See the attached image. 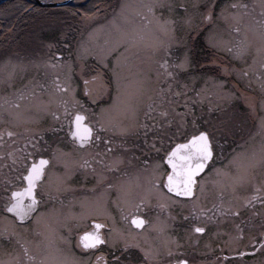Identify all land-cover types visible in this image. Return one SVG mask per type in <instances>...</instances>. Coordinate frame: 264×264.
I'll return each instance as SVG.
<instances>
[{
	"label": "rangeland",
	"instance_id": "1",
	"mask_svg": "<svg viewBox=\"0 0 264 264\" xmlns=\"http://www.w3.org/2000/svg\"><path fill=\"white\" fill-rule=\"evenodd\" d=\"M77 3L83 4L82 10L73 11V5L69 8L57 4H40L45 9L33 14L30 7L27 11L22 9L20 0H0V170L3 169L0 179L9 178L6 182L10 188L20 181L19 177L25 171L26 166L20 162L21 155L31 149L35 150V156L39 152L46 156L54 149L41 184L42 190L44 188L52 195L78 189L81 184L92 188L100 180L96 174L88 177L81 170L78 174L74 173L72 167L78 169V164L86 156L89 157L87 166L81 168L89 171L91 163L95 167V160L90 157L96 152H92V145L79 148L73 138L67 135L69 121L65 118L66 107L71 115L75 111L82 112L86 117L85 122L93 127L99 126V133L108 135L110 143H114L118 149L121 146L118 141L141 131L143 117L148 122L145 128L149 129L147 133H153L151 129L154 128V120H160L157 123H161V126L155 132L162 133L165 138L168 132L174 133L178 138L182 134H190L201 127L207 129L213 125L215 129L212 132L215 135L239 134L232 120L242 118L243 121L247 116L254 119L256 115L252 108H247L250 115L248 114L239 101L241 98L247 107L246 100L252 105L258 103L257 119L260 121L257 128H252L251 131L255 136L243 147V150L251 154L255 152L258 160L259 150L264 145V127H261L264 120V68L261 67L264 56L257 53L256 42L248 45L247 50L240 55L236 54L234 45L240 44L245 33V24L251 25L254 22L253 17L257 21L260 19V0H112L109 5L105 0L102 3L100 0L90 3L87 0H76L74 4ZM161 3L170 5L171 11L168 7H159ZM181 4L185 7H179ZM211 4L213 19L202 21V13ZM231 4H246L248 7L231 8ZM121 5L126 6L123 12ZM149 6H154L152 12L148 11ZM222 8L226 9L227 19L218 18ZM18 9L23 12L16 18ZM233 13L241 14L239 23L232 19ZM186 17L192 18L190 27L184 23ZM164 19L176 22V34L185 42L174 45L168 55L161 44V41L167 42L166 37L157 23ZM35 21L39 26L31 34L30 29ZM14 24H18V31L11 39L10 28ZM3 27L9 28L4 30ZM235 27H239L241 31H233ZM70 31L72 35L68 36L70 39L67 38V42L73 50L69 57H49L48 60L45 57L46 52L41 49L43 42L37 45L40 38L47 37L50 45H53L57 42L51 40H60ZM124 33L135 34L138 47L130 46ZM209 34H213L216 41L227 42V47L223 44L219 48L211 47L207 40ZM248 36L251 39L252 33L248 32ZM185 45L192 55V65L187 69L177 68L175 65L179 64ZM228 48L232 50L229 51ZM210 59H214L215 64H210ZM168 72L173 75L168 76ZM245 72L246 76L242 74ZM205 75L214 76V80L205 84ZM93 76L98 78L93 81ZM85 80L89 81L87 89ZM216 81L222 83L217 84ZM66 85L71 91L57 90L58 86L65 88ZM197 92L201 96L198 97ZM228 93L234 95L228 96ZM185 95H188L189 101H193L194 96L200 98L203 112L198 108L189 111L183 106L175 115L174 107L180 106ZM63 101H67V104ZM210 103L213 105L211 108ZM245 123L248 125V121ZM223 127L226 131L222 130ZM9 131L16 135L9 137ZM33 142L37 146L32 147ZM237 145L226 144V152L222 149L221 154L227 155V159L218 155L210 165L211 169L200 175L199 180L204 181L203 191L197 187L194 198L175 196L163 190L154 191L148 185L150 180L147 176L138 182L135 181V176L139 175L133 173V180L128 183L129 191L135 189L132 193L134 200L130 202V206L129 201L120 199V190L115 197L108 200L106 193L95 192L89 196H79L69 206L64 207L65 213L55 204L43 202L37 212L28 217L26 222L20 223L6 211V203H0V260L9 261L19 255L21 264H24L21 245H25L29 248L30 255L35 254L38 259L47 258L49 264L52 261L89 264L96 253L78 251L74 247L73 234L79 232L90 215L108 217L111 230L106 233L107 240L112 247H120L125 243L132 246L130 257H134L135 250L142 252V249L148 248L158 252L166 251V248L175 244L174 239L171 240L167 233L168 222L172 218L178 217L181 221L182 216L191 210L195 211L194 214L200 213L201 209L206 210L207 206L219 203L220 200L224 204L228 202L226 200H231L232 205L236 206L234 202L244 197L246 192L239 193L238 189L244 188L245 183H234V179L243 173L244 168H247L251 177L254 175L256 185L264 189V163L258 161L254 167H248L249 159L246 167L229 169L231 160L243 165L238 157L241 148ZM115 147L111 146V150ZM76 150L81 152L77 153ZM9 153L12 155L9 156ZM79 154L85 158L80 157L77 164L74 156ZM149 161L152 163L150 158ZM160 169L156 171L158 178L162 177L163 170L166 172L165 167L161 166ZM132 181L142 187L137 185L132 188ZM88 188L82 187V194L90 193L91 188ZM262 189H257L258 193L264 194ZM1 194L2 192L0 196ZM154 196H158L161 205H166L160 206L159 213L162 215H156L153 221L154 227L160 228L162 234L159 240L154 231L145 228L136 230L122 220V215L129 208L134 207L140 200L146 205L152 203ZM183 221L181 233L177 236L185 244L188 228L184 226L186 220ZM165 238L168 240L164 242Z\"/></svg>",
	"mask_w": 264,
	"mask_h": 264
},
{
	"label": "flooded vegetation",
	"instance_id": "2",
	"mask_svg": "<svg viewBox=\"0 0 264 264\" xmlns=\"http://www.w3.org/2000/svg\"><path fill=\"white\" fill-rule=\"evenodd\" d=\"M20 1L21 4H23L22 9H25L27 11V9L30 7L29 10H32L31 13L33 14H38V10L45 9V6L40 5L34 0ZM111 2L112 0H105V3H108V5ZM80 8L81 5H76L72 10L78 11L80 10ZM22 9L16 12V14L18 13L16 18H19L20 14H22ZM33 25L34 26H32L30 29L31 34H34L36 26H39L37 24V21H35ZM8 28L9 27H3L4 30ZM10 29H12L11 39H13L15 37L14 34H17L18 24L12 25ZM20 29L21 27L19 28V30ZM71 32L72 31H70V33H66V36L64 35L60 38V40H51L57 42L53 43V45H50L51 42L49 41V39L43 36L40 38V41L37 43V45L43 42L44 45L41 49H44V52H46L45 57H48V60L49 57L67 58L71 54L70 51L73 50L67 42V38L70 39L68 36L72 35ZM35 47L36 45H34V48ZM257 104L258 103H256V107L252 109L256 113L254 119H251L250 117L248 118L247 116V118H244L245 120H243L244 123L242 121V118L232 120L234 121L236 130L240 132L239 134L225 133L223 135H215L212 134L213 132H211V135L213 136H211L213 160L210 161L207 169L217 159L218 155L222 159H227V155L221 154L222 149L226 152V144L231 143L233 145H237L238 141L239 142L237 147L241 148L239 150L238 157L241 158L244 167L247 166L246 163L252 157V154L247 150H243V147L250 139L255 136V134H251V131L252 128H257L258 122L260 121L259 119H257ZM180 106L182 108L184 106V108L186 107V109H192L193 101H189L188 97H186L184 98V101L180 103ZM156 107H158V105H156ZM174 110H178V108L174 107ZM245 110L248 111L249 109L245 108ZM248 114L250 115L249 111ZM156 119L154 120L155 123H153L154 128L152 127L151 129L154 131L153 133H147L149 129L145 128L148 122H145L144 119L142 127L143 130L141 129L140 132L132 137L126 136L123 141H118V144L121 145L118 146V149L115 147L114 143H110L111 140L108 135L99 133L101 132L100 130H98L99 126H96L97 128L93 127L94 135L91 143L86 144L83 147L85 148L91 145L94 147V150L92 152H96V154H94L90 158L95 160V167L92 166L91 163L89 171H85V168H81L82 166L86 167L85 161H87L89 157L86 156V159L81 160L78 164L80 157L85 158L84 155L79 154L78 156H74V159H76L78 164V169L74 167L72 168L74 169L75 174H78L81 171L86 172L88 177L89 175L96 174L99 176L100 180L94 187H89L91 189H89L87 185L81 184L78 189H73V191L67 190L65 192L59 193L55 197L49 196L48 191L45 192L44 190H42V187H38V189L36 190V195L39 204H41V200L45 199L48 202L55 204L58 208H61L59 210L64 212V207L69 206L71 204L70 201L74 202L79 196H89L91 194H94L95 192L96 194L104 192L106 193V199L108 200V198L115 197L117 191L120 190V199L129 201L130 206V202L134 200V196L132 193L135 189H131L129 191L128 183L130 180H133V173H137L139 175L135 176V181L138 180L139 182L141 181V178L144 179L145 176H147V178L150 180L148 183L150 189H153L154 191L163 190L164 192L168 193V190L163 187V181L165 180L167 171H170V168L166 164L164 157L166 156L167 152H169L180 141V139H178L176 135L171 132L167 133L166 138L163 137L162 133L157 134L155 131L159 130L161 123H157L160 122V120ZM246 121H248L249 126L247 125V123H245ZM209 130L212 131L213 129L209 127ZM222 130L226 131L224 127L222 128ZM255 131H257V129H255ZM97 136L99 137V139H95V137ZM31 146L34 147L37 146V144H34L33 142ZM111 146L115 148L111 150ZM100 147L101 149H99ZM79 148L81 147L79 146ZM76 152L79 153L81 151L76 150ZM29 153L31 154L32 158L35 159L34 149L24 152V154L21 155L20 160L21 164L24 165V167L26 166L25 156H28ZM149 158L152 160L153 165H151L152 163L149 161ZM11 160L12 158H10V161ZM157 164L159 165L158 169L154 168V166ZM161 166L165 167L166 172L165 170H163L162 177L158 178V174L156 171L159 170ZM234 167H237L236 164L234 166L229 164V169ZM1 171H3V169H1L0 172ZM199 177L200 175L197 176L198 181ZM2 179H0V186L2 187V189L0 190V192H2L0 196V200L2 201H0L1 205L7 202L9 192L11 190H14L17 186H21L22 183H15V185L10 188V185H8L6 182V180H8L9 178L3 179V181H1ZM156 179H159L161 181L160 185H155ZM244 183V188L240 187L238 191L239 193L245 191V196L240 197L234 202V205L236 206L232 205L231 200H226L228 201L226 202V204L222 202L223 200H220L219 203L207 206L206 210L201 209L200 213L194 214L195 211L191 210V212L182 216L183 220H186L184 226L188 228V232L185 236L184 241L185 244L180 242L177 236L181 233L180 228L183 226L184 221H180L179 219H177L178 217L172 218L170 222H168L167 233L169 234L171 240L174 239L175 244L166 248V251L158 252L153 250L154 252H157L158 255L156 256L155 261H149V264H170V262L171 264H175L177 260H187L188 264H252L255 259L259 258L260 254L251 252L250 249L246 247V245L250 244L249 236L259 238V233L264 230L261 228V225L264 224V215H262L264 214V204L261 203V201H264V194L258 193L257 189L262 188L256 185L254 181V175L251 180H248ZM130 185L132 188H136L139 183L132 181ZM139 186L142 187L141 184ZM82 187L88 188L90 193L86 192L82 194ZM262 190L264 191V189ZM169 194L177 196L175 193ZM253 195H255L256 197V199L254 200L252 199ZM146 199H148V197H146ZM245 200H248L249 203L245 204ZM161 204L162 202L158 199V196H154L153 202H149V204L147 205L145 203H141L140 200L138 204H136L132 208H129L128 212L122 215V220L128 222L129 225L133 226L136 230L140 231L145 228L148 231H154L156 235H158L155 236L159 240L162 234L160 233V228L154 227L153 221L155 220L156 215L160 214L159 209ZM258 206L260 207L259 209ZM189 209L190 208L188 207V210ZM133 215L141 216L145 221L144 225H142L140 228H137L135 225H133L131 223V218ZM97 216L106 217V215H96V217H93L92 215L88 216L86 220L87 222H85L83 226H81L79 232H75L73 234L74 247L78 251L82 252L83 249L84 252L91 251L93 253H96L89 264H143V261L145 259L143 252H138L139 250H135L136 254L133 255L134 257H130L129 253L132 250V246H128L127 248H125L124 245L120 247L111 246L106 237V233L111 230L110 221L108 217L103 218ZM93 221H96L97 223L103 225V227L99 231L102 233L103 237L106 238L107 242L102 245H98L95 249H84L79 245V234H82L84 231H91L94 227ZM235 225H239L240 229H242V236L240 235V233H238ZM194 227H204L205 232L196 233L192 230ZM167 240L168 239L165 238L164 242ZM113 242H115L114 239ZM108 243L110 245H108ZM237 251H243L246 253V255L241 257L236 254ZM169 252L171 253V255H169ZM97 257H100V259L98 260ZM114 257L118 258V262L114 261Z\"/></svg>",
	"mask_w": 264,
	"mask_h": 264
},
{
	"label": "snow or ice",
	"instance_id": "3",
	"mask_svg": "<svg viewBox=\"0 0 264 264\" xmlns=\"http://www.w3.org/2000/svg\"><path fill=\"white\" fill-rule=\"evenodd\" d=\"M125 5H121V11L125 8ZM154 6H149L148 11L152 12ZM159 7L164 8L168 7L169 11H171L170 5H165L161 3ZM179 7L184 8L185 5L181 4ZM231 8H241L247 9L246 4H231L229 5ZM226 9L222 8L220 12V16L218 18L227 19L225 16ZM153 15H155L153 13ZM232 19L239 23L241 19L240 13L231 14ZM213 19V6L207 5L205 8V12L202 13V21H211ZM253 23L245 24V33L241 39L239 45H234L237 51L236 54L240 55L242 51H246L248 45L253 42L258 43V47L256 51L258 54L264 56V0H260V19L257 21L253 17ZM157 23L160 25V30L166 37L167 42L161 41V44L164 48V52L166 55L170 54V49L174 45L185 44L182 37L177 36L176 34V22L171 19L158 20ZM184 23L187 26H191L192 18L186 17L184 19ZM113 24H115V18L113 19ZM231 27V25H229ZM233 31L239 33L241 29L239 27L233 28ZM248 32L252 33V38L250 39L248 36ZM127 37V41L130 43L132 47H138V38L135 34L124 33ZM208 43L211 47L219 48L221 44L224 47H227V42H220L213 39V34H209L207 37ZM231 51V48H228ZM78 57L80 53L77 54ZM102 60V58H101ZM179 64L175 65L177 68L187 69L192 65V55L185 45L183 54L179 58ZM210 64H215L214 59L209 60ZM167 62H165V65ZM69 71L71 72V65L68 66ZM261 67L264 68V63L261 64ZM224 71H228V69H223ZM243 75H247V73H242ZM168 76H172L173 73L168 72ZM115 76V73H114ZM98 76H93L92 80L95 81ZM59 80V77L56 78ZM70 79V77H69ZM205 84L209 81L214 80V76L205 75L203 77ZM217 84L222 82L216 81ZM89 84L88 80L84 81L85 89H87ZM119 77H117V87L119 88ZM262 87H264V82H262ZM58 91H71L69 86H65V88H60L58 86ZM211 95V93H208ZM179 95V93H177ZM228 96H233L234 93H228ZM197 96H201L200 92H197ZM63 103L67 104V101H63ZM249 108H253L250 102L246 100ZM210 108L213 107L210 103ZM262 107H264V101H262ZM75 108V105H73ZM66 115H69L71 118L69 119V131L71 136L74 138V141L80 145L90 144L94 135L93 127L90 126L89 123H85V115L80 111H75L74 115H71L67 112V107L65 108ZM55 115V114H54ZM17 118H19V114H17ZM261 127H264V120L261 122ZM27 131V130H25ZM9 137L16 135V133L9 131L7 133ZM35 139V136H33ZM95 139H99V137H95ZM29 141H26L28 143ZM9 156L12 153L8 154ZM212 158V148L211 143L206 132H199L198 135L191 136L190 139L186 140L184 143H177L175 147H173L169 152H167L164 160L166 164L169 166L170 171H167L165 180L163 181V187L168 190V193H175L180 197H189L194 198V189L197 187L203 191L204 181L197 179L199 173L204 171L205 165ZM30 161V163H28ZM264 163V145L261 146L259 150V157L257 160V154L254 152L252 157L248 162V167H254L257 162ZM147 163V162H145ZM49 164V160L41 156L38 160L33 159L31 155H29L25 160V173L22 174L19 179L23 182L22 186H17L14 190L10 191L7 202L5 204L6 211L9 213H13L16 219L20 221H25L36 209L37 206V196H36V188L38 184H43L44 177L46 175L45 166ZM229 164H236L237 168H243L244 166L238 164L235 160L229 161ZM85 166H87V162L85 161ZM154 168L158 169L159 165H155ZM219 173V169L216 170ZM252 177L247 172V168H244L242 174L237 175L234 179V183L246 182L251 180ZM161 181L159 179L155 180V185H160ZM260 190V189H258ZM252 199H256L255 195H253ZM175 202V200H173ZM141 203H144L141 200ZM245 204L249 203L248 200L244 201ZM264 204V201H261ZM161 207H166V205H161ZM264 215V214H262ZM131 223L135 225L137 228H140L144 225V219L139 215H133L131 218ZM93 229L91 231H84L82 234H79V245L84 249H95L98 245H102L107 242L106 238L103 237L102 233L99 231L103 225L93 221ZM238 233L242 236V229H240L239 225H235ZM261 228L264 229V224L261 225ZM196 233L205 232L204 227H194L192 229ZM250 244L246 245L253 253H259V258L255 259L252 264H264V230L259 233V238L249 236ZM125 248L128 247V244L125 243ZM22 256L24 264H49V260L47 258H39L35 254H29V248L25 245H21ZM144 254L143 264H149V261H155L157 252H154L152 249H142ZM237 255L243 257L246 255L243 251H237ZM169 255L171 253L169 252ZM99 260L100 257H97ZM114 261L118 262V258L114 257ZM0 264H21L20 256L11 258L9 261L0 260ZM51 264H66L64 261H52ZM171 264V262H170ZM175 264H188L187 260H177Z\"/></svg>",
	"mask_w": 264,
	"mask_h": 264
},
{
	"label": "water",
	"instance_id": "4",
	"mask_svg": "<svg viewBox=\"0 0 264 264\" xmlns=\"http://www.w3.org/2000/svg\"><path fill=\"white\" fill-rule=\"evenodd\" d=\"M71 0H62V1H56V2H50L48 3L47 5H54V4H57V5H62V4H67L69 3Z\"/></svg>",
	"mask_w": 264,
	"mask_h": 264
},
{
	"label": "trees",
	"instance_id": "5",
	"mask_svg": "<svg viewBox=\"0 0 264 264\" xmlns=\"http://www.w3.org/2000/svg\"><path fill=\"white\" fill-rule=\"evenodd\" d=\"M79 3H77V5H78ZM76 6V5H75ZM81 6H83L82 4H81ZM84 7V6H83ZM185 76V75H184Z\"/></svg>",
	"mask_w": 264,
	"mask_h": 264
}]
</instances>
